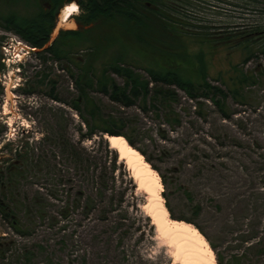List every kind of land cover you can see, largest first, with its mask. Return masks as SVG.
<instances>
[{
	"label": "rangeland",
	"instance_id": "rangeland-1",
	"mask_svg": "<svg viewBox=\"0 0 264 264\" xmlns=\"http://www.w3.org/2000/svg\"><path fill=\"white\" fill-rule=\"evenodd\" d=\"M228 1L231 5L220 0H189L188 15L193 18L186 21L204 26L202 31L214 34L215 42L225 38L220 34H240L242 25H264V15L255 11H264L263 0L249 1L251 12L244 11L243 6L235 7L242 5L241 0ZM19 8L23 14V6ZM63 12L58 28L77 31L72 19L64 22ZM76 14H80L78 6ZM72 23L73 28L66 26ZM58 28L46 48L55 43ZM86 49L80 43L71 55L80 58ZM46 50L37 48L17 87L15 70L1 64V75L4 73L13 84L5 90L0 82V171L16 160V150L27 152L30 159L23 165L25 177L17 183L20 194L16 201L30 215L18 212L20 217L14 219L19 221L17 229L13 228V219L4 221L0 217V246L8 249L5 260L0 255V264H25L24 252H31L32 264H179L174 259V247L158 234L143 210L147 195L138 190L119 158L114 165L115 151H108L98 137L81 141L88 130L82 116L88 120L91 116L83 105L80 113L73 108L80 98L72 77L78 70L65 57L60 60ZM107 51L111 56L124 52ZM210 51L197 42L191 47L193 54L203 52L210 57L209 74L213 78L242 63L240 50L217 46ZM103 61L96 62L98 76L106 67ZM258 64L251 62L246 68L255 69ZM136 71L148 78L145 71ZM112 76L124 85L123 78ZM171 90L177 95L174 107L180 121L172 127L165 124L163 109L152 107V99L146 102V110L142 100L123 107L100 93L97 85L90 97L103 116L115 119L114 128L123 127L152 159L149 164L161 177L162 195L173 210V220H194L214 246L217 264H264V189L253 164L258 160L253 153L254 142L264 138V83L251 89L248 106L229 100L231 120H224L208 100L202 99L199 105L184 91L176 87ZM5 108L8 114H4ZM8 124L12 134L3 141ZM66 141L78 152L86 151L91 169L77 172L73 156L61 146ZM101 174L106 175L110 186L105 195L97 191ZM186 192L192 194L193 202ZM77 194L79 200L82 197L79 206L74 201ZM90 200L92 206L88 207ZM199 204L202 211L197 216L195 208ZM244 238L252 240L242 244ZM251 242L259 243V247L251 249Z\"/></svg>",
	"mask_w": 264,
	"mask_h": 264
},
{
	"label": "trees",
	"instance_id": "trees-1",
	"mask_svg": "<svg viewBox=\"0 0 264 264\" xmlns=\"http://www.w3.org/2000/svg\"><path fill=\"white\" fill-rule=\"evenodd\" d=\"M220 1L231 5L228 0ZM241 1L242 5L234 4L235 7L243 6L244 11L251 12L249 1L254 0ZM189 3V0H88L85 6L88 19L85 24H93L92 28L84 32H63L61 38L48 48L46 45L49 39L45 35L49 34V31H45L46 27L40 20H22L15 31L32 46L47 49L46 53L60 60L61 57H65L77 68V76L73 74L72 77L80 98L74 101L73 108L80 113L81 105H83L85 111L91 116V120L82 116L88 130L81 136V141L98 137V142L105 143L107 150L110 151V145L104 136L121 135L146 157L147 162L151 163L152 159L137 147L132 136L125 132L123 127L114 128L116 124L113 117L101 114L99 107L90 97V91L95 85L98 86L100 93L109 96L111 101L123 107H131L137 100H142L143 109L146 110L148 107L146 102L152 99V107L154 109L161 107L166 115L165 124L172 127L180 124L174 107L177 95L171 90L172 87L184 91L199 105L202 99L208 100L218 109L224 120H231L233 113L229 109V100L243 107L248 106L252 94L251 89L260 87L264 83L262 63L264 62V25L260 22L255 25H242L244 27L240 34L239 32H232L227 36L220 34V37L225 38L221 42H215L214 34L202 31L205 29L204 26L186 21L187 18H193L191 14L188 15ZM255 11H258V15H264L263 10ZM194 42H197L199 46L210 48V52L217 46H224L230 51L240 50L243 56L242 63L239 66L231 65L227 73H221L213 78L209 74L210 57H206L203 52L196 55L191 52ZM80 43L87 46L86 53L75 59L71 54ZM109 49H121L124 52L118 51L116 56H111V52L107 51ZM210 55L213 56L212 53ZM100 59L104 60L103 65L106 67L102 69V75L98 76L95 65ZM137 61L145 64L139 65ZM251 62L259 63L258 67L248 70L246 67ZM136 69L145 71L148 78ZM112 75L123 78L124 85L117 83ZM66 143L61 146L64 151H69V154L73 156L71 159L76 164L77 172L91 169L92 161L86 151L83 149L80 153L75 145L67 141ZM254 148L256 151L254 150L253 153L258 160H254L253 164L256 172L261 175L259 182L264 189V138L256 139ZM114 153V165L116 166L119 156L116 151ZM16 154V160H13L5 170L0 171V183H3V186H0V217L4 221L11 219L14 221L18 216L20 217L18 212L23 215L26 211L27 215H30L28 209L23 211L16 201L20 194L17 183L24 179L22 168L30 158L27 152L22 150L19 152L16 150ZM98 178L97 191L105 195L110 189L107 177L101 174ZM186 193L188 199L193 202L192 194ZM79 198L80 194H77L74 200L77 206L80 205L82 197L80 200ZM35 205H40V203L35 202ZM87 205L92 206L91 200L87 202ZM166 206L174 219L170 205L166 203ZM88 209H86L87 214ZM201 211L202 205L199 204L195 208L196 215L198 216ZM181 220L194 223L206 236L194 220L184 218ZM12 225L14 229H17L19 221L12 222ZM21 232L19 231L18 234L23 233ZM206 238L209 241L207 236ZM251 240L252 238H244L241 243H249ZM211 246L214 248L212 244ZM257 247L259 243H253L250 248ZM6 250L8 249L0 246L2 260L6 259ZM24 259L25 264L35 263L31 252H24ZM67 264L75 263L69 261Z\"/></svg>",
	"mask_w": 264,
	"mask_h": 264
},
{
	"label": "bare ground",
	"instance_id": "bare-ground-1",
	"mask_svg": "<svg viewBox=\"0 0 264 264\" xmlns=\"http://www.w3.org/2000/svg\"><path fill=\"white\" fill-rule=\"evenodd\" d=\"M75 7L76 11L70 14L68 8L65 9L62 16L64 22H68L77 13ZM66 26L73 28L74 23ZM8 98L11 99L10 94ZM8 113V108H5L4 114ZM106 141L119 155V161L130 172L138 190L147 195L148 201L143 210L152 220L158 234L174 247V259L179 264H217L211 244L197 227L188 222L173 220L162 195L164 186L161 177L143 154L132 147L124 136H108Z\"/></svg>",
	"mask_w": 264,
	"mask_h": 264
},
{
	"label": "flooded vegetation",
	"instance_id": "flooded-vegetation-1",
	"mask_svg": "<svg viewBox=\"0 0 264 264\" xmlns=\"http://www.w3.org/2000/svg\"><path fill=\"white\" fill-rule=\"evenodd\" d=\"M87 1L88 0H0V63L3 65L1 45L5 40L6 33H15V28L18 27L22 20H40L46 27L45 31H49V34L46 33L47 35H45V37L50 40L54 31L58 28L61 13L70 7V5H75L79 7L80 14H75L71 19L80 26L77 31L84 32L92 28L93 24H85V21L88 19L85 11ZM20 6L24 8L23 14H21ZM23 16H26L25 19L21 18ZM63 32L66 31H64L62 27L58 28L55 42L61 38ZM77 62L79 61L77 60ZM0 184V186H3V183Z\"/></svg>",
	"mask_w": 264,
	"mask_h": 264
},
{
	"label": "built area",
	"instance_id": "built-area-1",
	"mask_svg": "<svg viewBox=\"0 0 264 264\" xmlns=\"http://www.w3.org/2000/svg\"><path fill=\"white\" fill-rule=\"evenodd\" d=\"M2 57H3V64L6 65L9 71H14V75L16 79H18V82L15 83L17 87L20 85V83L24 80L23 72H22V64L24 66L26 65L27 61H29L34 54L37 55L38 51L37 48L32 46L29 42L21 38L20 36L9 33L5 35V40L2 42ZM0 81L5 90L8 88V86H11L13 84V80L10 79V82L8 83L6 75L3 73V75H0ZM19 83V85H18ZM9 125L8 132L3 134L2 139L3 141H8L11 137V125ZM0 149H1V143H0Z\"/></svg>",
	"mask_w": 264,
	"mask_h": 264
},
{
	"label": "snow or ice",
	"instance_id": "snow-or-ice-1",
	"mask_svg": "<svg viewBox=\"0 0 264 264\" xmlns=\"http://www.w3.org/2000/svg\"><path fill=\"white\" fill-rule=\"evenodd\" d=\"M74 11H76V7H75V5H72V7H70V8L67 9V12H68L69 14L72 13V12H74Z\"/></svg>",
	"mask_w": 264,
	"mask_h": 264
},
{
	"label": "water",
	"instance_id": "water-1",
	"mask_svg": "<svg viewBox=\"0 0 264 264\" xmlns=\"http://www.w3.org/2000/svg\"><path fill=\"white\" fill-rule=\"evenodd\" d=\"M76 27H77V29H79V28H80L79 24H76ZM108 136H109V135H105V136H104L105 140L107 139ZM109 137H110V136H109Z\"/></svg>",
	"mask_w": 264,
	"mask_h": 264
}]
</instances>
